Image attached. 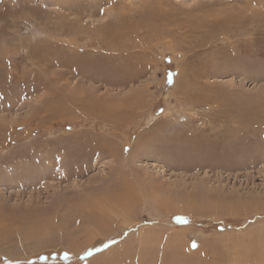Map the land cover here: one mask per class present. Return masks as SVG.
Masks as SVG:
<instances>
[{
  "label": "rangeland",
  "instance_id": "374dc122",
  "mask_svg": "<svg viewBox=\"0 0 264 264\" xmlns=\"http://www.w3.org/2000/svg\"><path fill=\"white\" fill-rule=\"evenodd\" d=\"M147 263L264 264V0H0V264Z\"/></svg>",
  "mask_w": 264,
  "mask_h": 264
},
{
  "label": "bare ground",
  "instance_id": "6f19581e",
  "mask_svg": "<svg viewBox=\"0 0 264 264\" xmlns=\"http://www.w3.org/2000/svg\"><path fill=\"white\" fill-rule=\"evenodd\" d=\"M244 76H245V75H244ZM217 128H218V127H217ZM234 142H235V141H234ZM128 143H129V142H128ZM128 145H129V144H128ZM132 146H133V145H132ZM126 194H128V193H126ZM105 207H106V206H105ZM108 207H109V206H108ZM98 209H99V207H98ZM100 209L102 210L103 207H101ZM100 209H99V210H100ZM101 210H100V211H101ZM106 210H107V209H106ZM97 213H98V212H97ZM97 213H96V214H97ZM103 213H104V212H103ZM97 215H98V214H97ZM98 217H99V216H95V214H94V215H89V218H90L91 220H94V221H97V222H98V220L100 219V218H98ZM102 217H103V216H102ZM104 218H105V217H104ZM109 218H110V217H109ZM100 220H101V219H100ZM97 222H96V223H97ZM34 232H35V231H34ZM32 233H33V230H32ZM40 233H41V232H40ZM29 235H30V234H29ZM250 244H251V243H250ZM251 247H252V246H251ZM257 249H258V248H257ZM169 259H170V258H169ZM169 259H168V260H169ZM93 260H94V259H93ZM150 260H151V259H150ZM148 262H149V261H148ZM162 262H163V261H162ZM147 264H148V263H147ZM169 264H170V263H169Z\"/></svg>",
  "mask_w": 264,
  "mask_h": 264
},
{
  "label": "snow or ice",
  "instance_id": "6c2138e0",
  "mask_svg": "<svg viewBox=\"0 0 264 264\" xmlns=\"http://www.w3.org/2000/svg\"><path fill=\"white\" fill-rule=\"evenodd\" d=\"M177 222H178V223H183V222H184V221H183V218H179V217H178V218H177ZM192 246H193V247H196L195 244H193ZM65 258H67V257H65Z\"/></svg>",
  "mask_w": 264,
  "mask_h": 264
}]
</instances>
